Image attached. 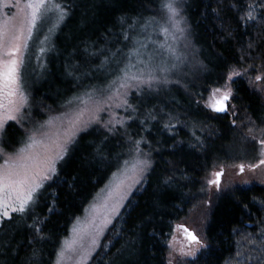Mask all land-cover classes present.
Segmentation results:
<instances>
[{
  "label": "trees",
  "instance_id": "trees-1",
  "mask_svg": "<svg viewBox=\"0 0 264 264\" xmlns=\"http://www.w3.org/2000/svg\"><path fill=\"white\" fill-rule=\"evenodd\" d=\"M55 2L67 15L55 29L38 77L24 89L35 120L59 113L74 97L115 77L117 65L111 62L112 53L117 49L128 53L133 40L145 33L143 28L159 18L165 0ZM249 3L259 5L261 0H223L222 6L217 0H185L183 16L190 26L201 71L181 79L182 85L171 84L159 92L133 95L130 104L136 111H130L131 120L124 133L119 130L116 135H108L96 127L80 133L65 160L57 165L59 179L45 185L35 208L36 215L46 218V239H33L34 233L27 227L32 219L14 215L13 220L0 226V264H25L33 249L39 251L42 264H54L73 221L117 171V160L120 165L125 160L128 137L148 141L153 149L154 171L110 226L89 264H112L117 250L121 255L116 264H167V245L174 225L184 220L204 197V178L217 166L238 161L242 156L232 157L231 153L235 147L253 149L252 142L242 139L251 135L249 127H253V133L264 129V97L243 78L232 84L234 117L214 114L203 106L208 91L223 83L230 66L261 65L258 57L264 53V22L245 26L239 21ZM232 4L235 8L229 10ZM214 8L233 29L234 38L225 41ZM254 14L261 20L264 8L257 7ZM250 39L254 42L248 49L251 58L242 61V48H248ZM105 55L109 63L101 67ZM150 112L156 115L155 120L148 118ZM169 114L174 117L170 122L175 127L165 129ZM1 136L13 147H19L25 137L14 123L7 124ZM196 137L203 141V149L191 147L197 144ZM96 146L103 148L107 160L93 159ZM141 149L149 151L144 143ZM168 176L174 179L171 187L162 183ZM262 230L264 186L227 191L214 200L210 209L204 230L206 247L183 264H240L236 261L240 239L255 238L260 242ZM256 251L257 258L249 264H264V251Z\"/></svg>",
  "mask_w": 264,
  "mask_h": 264
},
{
  "label": "snow or ice",
  "instance_id": "snow-or-ice-1",
  "mask_svg": "<svg viewBox=\"0 0 264 264\" xmlns=\"http://www.w3.org/2000/svg\"><path fill=\"white\" fill-rule=\"evenodd\" d=\"M185 0H165L162 7L167 11V23L170 27L160 26V31L167 36L170 29L173 31L174 39H181L184 41L185 48L191 47L190 36V26L187 24L185 17L182 15L183 5ZM23 4V7L20 5ZM218 6L223 5V0H217ZM11 8H19L20 18L16 23H12L15 17H9V22L6 24H0V95L4 94L3 90L6 89L7 96H16L20 88V66L23 63L21 58L22 53L28 47V40L31 39L32 29L36 27V23L40 19L48 18L50 14H58V18L63 20L67 15V12L61 6V4L56 3L55 0H15V2L9 5ZM257 7L264 8V0H261L259 5L254 3H249L247 5V11L244 15L239 16V21L245 26L256 23L259 24L264 22V17L261 20H257V16L254 14ZM235 8V4L230 5L229 10ZM217 19L221 20L220 29L225 41L233 37V29L229 26L228 22L225 21L220 16V11L217 8L212 10ZM183 25V26H182ZM133 25H130L132 27ZM175 33H179L176 36ZM129 37L126 35L125 39ZM139 44V48L133 49L130 53H122L120 49L112 53L111 62L117 65L115 71L121 73L122 75H117L116 79L113 81V85L116 86L114 94L104 95L101 93V98L94 100L95 108L92 110V114L87 120H83V110L78 111L73 117H69L68 113H63L62 117L67 119L68 126L63 129V131L57 130L56 133H50V128L54 125L56 121H61L63 119L61 116H52L48 120L40 123L38 127L33 125L32 129L25 127L22 123L26 120V112L24 111L25 105L27 103L26 97L22 94L20 95V101L17 103L14 100H10L9 108L6 110V114L0 115V133L4 131V126L7 121H15L24 128L26 138L21 140L19 147H13L10 143H5L0 137V224L5 221H11L14 219L15 214H19L21 218L32 219L31 224H27V227L34 233L33 239L44 240L46 237L43 234V229L45 225L46 218L42 219L39 215H36L35 208L39 203V196L41 190L45 189L46 183L53 181L54 179H59V172L57 165L65 160V157L69 154L70 146L77 143L78 135L81 131H86L87 128L93 124L100 125L103 127L108 135H116L119 128H124L125 121L123 119L116 118L112 116L109 112L112 108H123L126 112L131 110L135 112L136 109L129 103L128 95L129 92L134 90L138 95L151 94L153 92H159L165 85L169 83H179V81H171L168 77L173 70H178L179 65L176 63H168L167 61L160 60L157 62L156 56L159 53H142L140 49H147L148 45L136 42ZM155 43V42H153ZM254 42L250 39L248 43V48H242L241 60L246 58H251V53L248 49L253 48ZM160 48H167L176 60H181L180 56L176 55L175 49L171 46H166L165 44H160ZM87 52V49H85ZM92 55H96L93 53ZM100 55H104L103 52ZM136 57V64H133L132 56ZM258 59L261 60V65L257 68L254 64H248L247 67L242 65L230 66L228 72L226 73L223 83L214 88L209 96V102L205 104L206 108H209L212 112L218 114H228L231 110L235 109V105L230 102L234 99L233 90L230 87L232 83L235 82L236 77L246 76L251 69L253 72L258 74L255 75L254 80L249 78L250 84H258L264 81V53H261ZM125 61H127L125 63ZM109 63V57L105 55L104 64ZM123 64V67L119 65ZM139 65V67H137ZM205 67V66H201ZM131 68H136V72L132 73ZM242 69V70H241ZM71 74V73H70ZM124 89L123 92L120 90ZM257 91L264 92V87H259ZM86 95H90L87 94ZM91 98V97H90ZM199 104L198 100L194 101ZM71 104V101H69ZM4 105L0 103V109H3ZM108 112L111 117L108 120H104L101 113ZM234 114V112H233ZM131 118V117H129ZM150 119L155 120L157 117L154 113H149ZM214 118V117H210ZM174 117L169 114V122L164 124L165 129L174 128L175 125L170 121ZM178 119V118H177ZM143 123V121H141ZM235 125V121H232ZM262 135H264V129H260ZM248 133L251 135L243 136V140L246 142H252L253 151L258 152L261 157H264V138H258L257 135L253 133V127L248 128ZM54 137V138H53ZM108 136H105L107 140ZM197 144L191 145V147H199L203 149L205 147L203 141L199 137H196ZM46 141H51V143H46ZM103 144V142H101ZM128 150L129 154L132 156L133 162L131 163V169L135 172L136 178L133 183L128 185L124 189L119 199L109 206L108 200L112 197V191H108L107 197H102L101 194L105 192V189H101L99 193L94 197V202L85 209V212L90 214L98 213L101 208L106 210L105 214L100 220L99 224H96V216L93 215L91 223L95 229V234H81V230L77 227V224L73 225V233L75 237H78L81 241L80 249L82 251L78 252L80 259L77 264H85V262L91 258L92 253L102 246L98 243V239L103 235V231L108 225L112 224L113 218L120 215V208L124 207L123 201L127 200L132 193L133 187L135 185H142L147 183L148 175L152 171L153 161L151 158L152 147L148 144V141L144 138L139 140H132L128 137ZM144 143L148 146L149 151L144 152L140 145ZM42 146V151H36V146ZM12 150L9 151L8 149ZM93 159L97 162L107 160V157L103 154V148L101 146H96ZM129 160L123 161V166L119 164L117 160V172H114L113 178H117L118 175H123L129 169ZM264 165V158L259 159L258 163L249 164L247 167L251 171H255ZM239 171L237 175H241L245 171V165L243 163L236 165ZM224 167L221 165L220 171L212 173L214 179H208L206 181L207 186H215L217 191H220V184L222 177L224 176ZM174 179L173 176H168L163 179L162 183L165 186L171 187ZM258 183L264 184V179L257 181ZM123 181H121V184ZM245 184L252 183V181H244ZM106 189H111V185H106ZM120 185H117V189ZM204 191V188H201ZM103 200V203L99 201ZM49 212L53 211L50 207ZM186 234V239L189 240V248L192 244L199 245L200 248L206 247L201 241V239L187 227L180 225L178 226ZM118 234V233H117ZM90 241L88 247H85V242ZM251 244H257L255 238L249 241ZM32 243V240L29 241ZM260 243L264 244V230L261 231ZM76 244V239L69 241L65 239L63 241V246L57 253L56 264H60V259L64 258L67 252H76L74 248ZM168 247L171 249L172 245L169 244ZM103 250V249H102ZM264 251V249H261ZM195 251H184L180 250V257H191L195 259ZM174 252V250H173ZM121 255L120 250H117L116 256L113 258L112 264H116ZM238 256L242 253H237ZM176 260L175 255L169 254L167 264H173ZM25 264H42L39 257V251L33 249L32 255L26 258Z\"/></svg>",
  "mask_w": 264,
  "mask_h": 264
},
{
  "label": "rangeland",
  "instance_id": "rangeland-1",
  "mask_svg": "<svg viewBox=\"0 0 264 264\" xmlns=\"http://www.w3.org/2000/svg\"><path fill=\"white\" fill-rule=\"evenodd\" d=\"M15 0H0V24H6L9 22V17H15L12 21V23H16L19 18H20V12L19 8H11L9 5L13 4ZM20 7H23V4L20 5ZM184 8V5H183ZM183 15V12H182ZM61 22V20L58 18V14H50L48 18L40 19L36 23V27L32 29V36L31 39L28 40V47L26 50L23 51L22 53V60L23 63L20 66V88L16 96L13 97H8L6 92L7 90L4 89L3 92L4 94L0 95V103L4 105L3 109H0V115L6 114V110L9 108L10 100H14L17 103L20 101V95L22 94L24 97H26L27 103L25 105L24 111L26 112V120L23 121L22 123L25 124V127L28 129H32L33 125L36 127L39 126L40 123H43L44 121L48 120L49 117L52 116H61L63 113H68L69 117H73L78 111L83 110V120L89 119V117L92 114V110L95 108L94 100L100 99L101 98V93H103L105 96L108 94H114L116 86L113 85V81L116 79L117 75H122L121 73H118L116 71L115 77H113L109 82H106L105 84L101 85L99 88H94L92 90H89L87 92H84L80 94L79 96L74 97L71 100V104H67L59 113L56 114H51V115H46L45 118L38 120L31 116L30 112V103H29V98L25 92V88L29 86V84L33 83V79L37 78L40 70L42 69V66L44 65V60L46 58V54L48 52V46L52 42V38L54 36L55 29L57 25ZM165 26V27H170L167 23V11L166 9H162L161 13L159 14V18L154 21V23H151L150 25H147V27H144L143 30L145 33L141 35L138 38H135L133 40L132 44V49L128 51L130 53L133 49L139 48V44L136 42L139 41L141 43L147 44L148 47L147 49H140L142 53H152L156 54L159 53V55L156 56L157 62H159L161 59L164 61H167L168 63H176L179 65L178 70H173L172 73L169 74V79L171 81H179V83H169L165 85L163 88L175 84V85H182L180 80L184 79L185 77H188L192 74H195L196 72H200L201 69L199 68L200 62L198 59L197 51L194 49V45L191 43L190 48H185L184 46V41L181 39H174L173 38V31L170 29V32L167 36H165L161 31H160V26ZM183 26V25H182ZM176 36H179V33H175ZM189 40L190 36H189ZM155 42V43H153ZM192 42V41H191ZM160 44H165L166 46H171L173 49H175L176 55L181 57V60H176L175 57L171 55V53L167 50V48H160ZM127 54V53H126ZM127 61H125L126 63ZM133 64H136V57L133 55L132 56V61ZM119 67H123V64H121ZM139 67V65H137ZM242 70V69H241ZM130 71L132 73L136 72V68H131ZM256 74L251 72L249 70L248 74L246 76L242 77H236V80L239 79H245L249 81V78H252L254 80ZM249 83V82H248ZM233 84V83H232ZM232 84L230 87L233 90ZM250 84V83H249ZM252 89H254L256 92L260 93L264 97V92L257 91L256 89L259 87H264V82L261 81L258 84H250ZM0 88H2V85H0ZM216 88V87H215ZM214 88L210 89L206 96L204 97L203 100V106L205 107V104L209 102V96ZM121 92L124 91V89L120 90ZM90 94V95H86ZM137 95V93L132 90L129 92L128 95V101L130 103V99L132 98L133 95ZM91 97V98H90ZM232 104V101L230 102ZM205 109L209 110L212 112L209 108ZM130 111H125L123 108H112L109 110L111 112L112 116L123 119L126 123L124 128H119V125L117 126L118 129L124 133L126 124L131 120L130 117ZM233 110L230 109V112L227 114L230 117H234ZM214 113V112H212ZM217 114V113H214ZM102 117L104 120H108L111 117L109 116L108 112L101 113ZM63 123L61 121H56L54 125L50 128V133H56L57 130L63 131L64 128L68 126L67 124V119L63 118ZM9 123H14L16 124L19 128L20 125L17 124L15 121H7L5 126ZM4 126V128H5ZM98 128L104 132L105 129L101 127L100 125L93 124L87 128V130L91 128ZM23 131V134L25 135L24 139L26 138V134L24 131V128H21ZM86 130V131H87ZM84 131H81L82 133ZM79 133V134H80ZM252 134L257 135L258 138H264V135L261 134L260 130L256 131ZM2 133H0V137ZM54 138V137H53ZM46 143H51V141H46ZM71 147V146H70ZM141 147V145H140ZM36 151H42V146L37 145L36 146ZM144 151V150H143ZM147 152V151H144ZM232 157L234 156H242L239 157L238 161H231L230 163L223 164L224 167V176L222 177V181L220 184V191L216 190L215 186H207L206 181L208 179H214L215 177L212 176V173L216 171H220L221 165L217 166L215 169L211 170V172L208 173V175L204 178V191L202 192V195L204 196L200 201H198L189 211L187 217L176 223L173 228V233L171 237L169 238L168 245L171 244L172 248L170 249L168 247V252L166 256V263L169 257V254L172 253L175 255L176 260H174L173 264H183L188 260H192L191 257H184L181 258L179 253L180 250L183 249L184 251H195L196 249H199V251L196 252L195 257L201 250H203L205 247L200 248L199 245L192 244L191 247L189 248V240L186 239V234L181 230L180 225H183L187 227L190 231L194 232L202 241L204 245L205 239H204V230L208 221L210 209L212 207V204L214 203V200L220 196L223 193H226L227 191L234 190L237 188H247L253 185H259V186H264V184L258 183L257 181L264 179V165H262L260 168H257L255 171L249 170L247 165L249 164H254L258 163L259 159L264 158L259 155L258 152H254L253 149L249 148V146H242V147H235L233 149ZM231 157V156H230ZM125 160H129V166H128V171L124 173L123 175H118L117 178H113V175L107 180V182L99 189L97 193L100 192L101 189H105V192L101 194L102 197H107L108 191H112V197L108 200L109 206L115 201L119 199V196L121 192L126 189V187L130 184L133 183V180L136 178L135 172L131 169V163L133 162L132 156L129 154V150L126 153V158ZM243 163L245 165V171L241 175H237V172L239 171L238 167L236 165H239ZM123 166V163L121 164ZM117 172V171H115ZM121 181L123 183L121 184ZM244 181H252V183H247L245 184ZM47 184V183H46ZM106 185H111V189H106ZM117 185H120V188L117 189ZM143 185V184H142ZM142 185H135L132 189L131 195L128 197L127 200L123 201L124 207L120 208V215L122 211L124 210L127 202L131 198V196L141 188ZM96 193V194H97ZM95 194V196H96ZM94 196V197H95ZM94 197L90 201V203L87 205L86 208L89 207L90 204L94 202ZM99 203H103V200L99 201ZM85 208V209H86ZM84 211L79 215L72 223L68 235L63 239L71 241L74 238L76 239V244L74 245V248L77 250L76 252H67L64 256V258L60 259V264H77V261L80 259V256L78 252L82 251L80 249V244L81 241L79 240L78 237L74 236V233L72 231L73 225L77 224V221H79V224H77V227L81 230V234H95V229L93 227V224L91 223L93 215L96 216V224L100 223L101 218L105 214L106 210L104 208H101L98 213L95 214H90L89 212ZM17 215V214H15ZM117 216L113 218L112 224L120 217ZM108 225L107 228L104 229L103 235H101L98 239V243L102 246L104 243V237L106 232L109 230L110 226ZM1 226V224H0ZM252 238V237H251ZM63 241L61 242V245L59 247L58 252L60 251L61 247L63 246ZM90 241L85 242V247H88ZM260 246L257 247V245L251 244L248 239H243L241 238L239 243H238V251L237 253H242L240 256H236V261L239 262L240 264H249L250 262L253 261V259L257 258V255L254 253L259 250L264 248V244H261L259 241L257 242ZM167 245V246H168ZM104 245L103 247H105ZM259 248V249H258ZM99 250L97 248L93 253L90 259H88L85 264H89L92 257L94 254ZM174 250V252H173ZM57 252V253H58ZM57 261V255L54 261V264H56ZM253 263V262H252Z\"/></svg>",
  "mask_w": 264,
  "mask_h": 264
},
{
  "label": "water",
  "instance_id": "water-1",
  "mask_svg": "<svg viewBox=\"0 0 264 264\" xmlns=\"http://www.w3.org/2000/svg\"><path fill=\"white\" fill-rule=\"evenodd\" d=\"M218 114V113H217Z\"/></svg>",
  "mask_w": 264,
  "mask_h": 264
}]
</instances>
